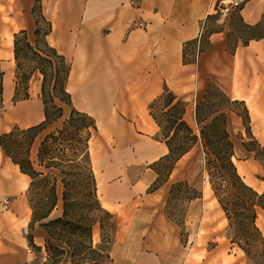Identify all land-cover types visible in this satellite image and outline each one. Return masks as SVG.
I'll list each match as a JSON object with an SVG mask.
<instances>
[{
  "label": "crops",
  "instance_id": "crops-1",
  "mask_svg": "<svg viewBox=\"0 0 264 264\" xmlns=\"http://www.w3.org/2000/svg\"><path fill=\"white\" fill-rule=\"evenodd\" d=\"M133 1L88 0L87 6L64 8L60 19L56 16L53 21L50 38L55 35L53 46L72 62L67 90L75 106L97 121L99 131L91 142L99 138L111 144L107 158L118 160L119 165L144 167L141 177L129 186L127 204L118 210L108 209L117 216L115 242L110 249L112 264H185L182 260L187 250L180 247L173 221L162 213L146 211L152 209L166 186L147 193L145 200L140 195V186L148 187L157 178L153 164L169 152L151 114V104L168 87L188 103L185 120L192 126L196 105L214 84L230 100L245 105L251 134L264 146V38L239 44L231 52L227 48L228 30H216L207 35L210 46L196 61L185 62V46L201 39L205 22L217 12V6L222 10V5L232 0H139L138 7L132 5ZM241 15L246 24L260 23L264 0L247 2ZM2 51L0 48L1 58ZM14 62L13 52L9 63ZM40 112L25 114L34 118ZM17 167L0 150V264H40L46 251L39 252L35 246L46 249L49 234L36 228L32 246L29 234L33 211L25 194L30 178ZM256 188L264 193V180ZM210 202L215 208L216 204L220 206L216 198L215 203ZM113 203L120 205L122 200ZM211 251L212 264L237 262L238 257L225 255L220 245ZM192 260L189 264L197 263Z\"/></svg>",
  "mask_w": 264,
  "mask_h": 264
},
{
  "label": "trees",
  "instance_id": "trees-1",
  "mask_svg": "<svg viewBox=\"0 0 264 264\" xmlns=\"http://www.w3.org/2000/svg\"><path fill=\"white\" fill-rule=\"evenodd\" d=\"M249 1L251 0H243L236 7L242 21L241 11ZM31 13L36 26L33 39L27 30L14 34L16 70L13 101L17 103L30 99L31 83L38 77L41 80L45 118L36 125L27 128L15 126L11 131L0 135V148L4 155L19 167L21 173L30 178L28 200L33 214L29 240L34 246L32 233L37 227L42 228L49 234V247L53 253L66 251L67 246L70 251H74L73 257L79 256L81 251H90L94 255H89L90 259L95 264H100L99 261L101 264H112L110 252H106L110 248H95L93 244L94 229L98 224L101 228L104 227L101 214L113 221L115 232L117 229L115 214L102 207L92 165L90 143L99 131L97 121L73 104L72 95L67 90L72 62L49 41L54 26L43 13L42 0H33ZM213 17L211 15L207 18L205 31L208 20ZM261 24L262 22L255 25L245 23V26L253 30ZM215 31L204 32L200 40L191 41L185 46V62H194L187 58L188 48L201 44L205 38L207 46L201 51L208 48L210 42L207 35ZM261 38L264 35L249 39L241 37V42L232 46L229 35L227 48L234 52L239 44L247 45L251 40ZM210 86L205 99L196 105L195 121L199 126V134L185 120L186 102L178 99L168 87L151 104V114L161 128V135H164L163 140L169 151L154 165L157 166L161 161H171L172 165L168 169V173H171L185 155L200 147L205 153V170L212 191L228 220L232 243L245 253L252 264H264V235L257 225L258 209L264 210V193L248 185L239 174L234 162V142L221 121L223 114L212 116L210 121L202 124L200 113L202 104L210 93ZM2 93L1 88V103ZM158 104L163 105L162 115L155 112ZM246 112L249 126L247 108ZM39 138L38 153L34 160L32 150ZM155 171L157 176L161 175L157 169ZM174 187L183 193L192 192L190 200L202 195L184 181L174 184L172 188ZM159 188L160 186L153 187L151 192ZM60 206L61 215L52 219L53 213ZM113 241L115 242L114 237L107 241L103 237L102 244L108 242L113 245ZM83 263L89 264V261L85 260ZM73 264L77 263L73 260Z\"/></svg>",
  "mask_w": 264,
  "mask_h": 264
},
{
  "label": "rangeland",
  "instance_id": "rangeland-1",
  "mask_svg": "<svg viewBox=\"0 0 264 264\" xmlns=\"http://www.w3.org/2000/svg\"><path fill=\"white\" fill-rule=\"evenodd\" d=\"M242 1L243 0L229 1V3L222 5V10L217 6V12L213 14V18L208 20L205 32L226 28L229 32L232 46L237 42H241V37L249 39L253 36L264 35V17L259 28L250 30L238 16L236 7ZM30 2V0H15V2L14 0H5L4 3H0V48L3 50L2 58L0 57V89H3V103L0 101V135L11 131L15 126L27 128L26 124L29 121L34 120L37 121L35 124H38L44 120L40 117L37 119V116L30 118L25 114V111H36L40 109L41 112L43 111L42 113L44 115V105L41 99V80H39L38 77H35L31 83L30 100L28 102L14 103L13 101L15 94L16 64L11 65L9 63V54L14 52L15 33L21 30H27L31 38L33 39L34 37L35 25L34 19L30 13ZM87 3L88 0H42V8L44 15L53 22L56 13L61 8H78L83 7L84 4L87 6ZM139 4V0H134L132 3L134 7H138ZM1 12H3L4 15ZM224 15L226 16L224 17ZM54 38L55 35L49 39L51 44ZM206 46V38L202 40L201 44L190 46L187 50V58L196 61L200 51ZM1 62H3V64H1ZM8 82L14 84V92L9 99L4 97ZM186 104L188 103L186 102ZM23 106L27 107L24 111L21 110ZM162 109L163 105L158 104L155 108V112L158 115H162ZM196 110L197 107L193 111L194 121H190V123L195 132L199 134V126L195 121ZM221 113L223 114L221 121H223L224 124L222 122H220V124L227 127L231 139L234 142V162L242 167L241 176L253 186H259L262 180H264V146L259 144L255 138H252L244 105L230 100L213 84L210 86V93L207 100L202 104L200 113L202 124L210 121V117ZM161 138L164 139V135H161ZM39 143L40 138L32 150V158L34 160H36L37 157ZM109 150H112V145L102 142L99 138L90 143L92 165L93 168L94 166L97 167L99 176L102 179V188L99 189L98 187V196L102 207L108 210L103 206L104 204H108L112 210H118L130 200L129 186L134 185L141 177L144 167L141 164L127 166L119 165L118 160L107 158ZM204 157L205 153L200 147H197L192 150L191 154L182 162H178L171 173H168V169L172 165L171 161H161L157 166L153 164V168H155V170L157 169L161 175L157 176L156 180L148 187L141 185L140 188L142 189V193L140 195L145 200L147 197L146 194L150 193L153 187L160 186L161 188V186H166V189L163 194H159L160 196L157 198L156 204L152 205V209L147 208L146 211L156 215L162 213L173 221L178 231L180 247H182L181 249L187 250L185 251V257L182 263L189 264L193 261L192 259H194L197 262L196 264H212L211 261L213 257L211 250L216 249L220 245L224 249L225 255L228 254L231 258L234 256L238 257L237 262L234 264H252V261L245 253L236 244L232 243L229 223L220 206L216 204L215 208L210 202L214 201L215 203L216 197L214 193L211 192V198L208 197V193L212 188L209 183L208 173L205 170ZM9 167L11 168L13 166L9 164ZM180 181L187 182L192 188H196L202 193L201 197L190 200L189 197L192 196V192L186 191V193H183L179 191V188H172L174 184ZM119 182H121V184H119L118 187L113 186ZM28 188L25 190L27 197ZM61 194L62 187L60 186L59 195ZM115 198H121L122 204H114L113 201L117 200ZM137 198L139 197L137 196ZM205 202H207V206ZM61 211L62 208L60 206V208L53 213L51 218L54 219L60 216ZM156 215H154V217ZM101 217L104 218V227L101 228L100 224H98L94 229L93 244L95 248L102 246L103 248L111 249L112 245L108 242L102 244V239L104 237L107 241L111 240L113 237L115 238L116 232L113 229L114 223L109 220L105 214H101ZM257 221H261V226L258 227L264 235V210L261 208L258 209ZM209 231H211V233H209ZM29 235H31V231ZM45 247L46 249H44L43 246H35L36 250L39 252L46 251L40 257V264H73V260L77 264H84L83 261L85 260L89 261V264H95V262H92L90 259L89 255L94 256L90 251H81L79 256L73 257L74 251H70L66 246V251H57L55 254L49 247V239ZM197 248L198 251H196ZM106 252H110V250ZM98 263L101 264L100 261ZM106 264L110 263L106 262Z\"/></svg>",
  "mask_w": 264,
  "mask_h": 264
},
{
  "label": "bare ground",
  "instance_id": "bare-ground-1",
  "mask_svg": "<svg viewBox=\"0 0 264 264\" xmlns=\"http://www.w3.org/2000/svg\"><path fill=\"white\" fill-rule=\"evenodd\" d=\"M65 12H64V9H60L57 13H56V16H57V19H60V17L64 14ZM55 27L57 28V29H60V26H59V24H58V22H55ZM52 45H55V43L53 44V42H52ZM13 65H15V62L13 63ZM13 90H14V84L13 83H11V82H8V85H7V89H6V92H5V98H7V99H9L10 98V96L12 95V93H13ZM69 91V90H68ZM27 109V107L26 106H23L22 108H21V110H26ZM41 111V110H40ZM29 112V111H28ZM35 116H37V119L40 117L41 119H44V115H43V113L42 112H40V114H35ZM37 121H29L26 125V127H30V126H33V125H35V123H36ZM236 165H237V168H238V172H239V174L241 175L242 174V167L239 165V164H237L236 163ZM18 168V167H17ZM94 172H95V174L97 175V178H98V187H99V189L100 188H102L101 186H102V179L100 178V176H99V171H98V169H97V167H95L94 166ZM245 180V179H244ZM245 182L248 184V185H250V186H252V187H254L255 189H257L255 186H253L251 183H249V181H247V180H245ZM99 193H100V191H99ZM104 207H106L107 209H109L110 210V206L108 205V204H104L103 205ZM262 221H263V219H262ZM257 225L260 227L261 226V221H257Z\"/></svg>",
  "mask_w": 264,
  "mask_h": 264
}]
</instances>
